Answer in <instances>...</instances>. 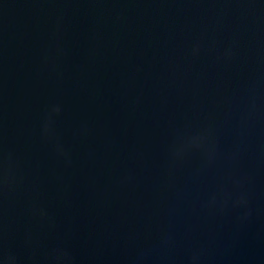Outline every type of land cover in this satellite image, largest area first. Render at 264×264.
<instances>
[{"label": "water", "instance_id": "95a60500", "mask_svg": "<svg viewBox=\"0 0 264 264\" xmlns=\"http://www.w3.org/2000/svg\"><path fill=\"white\" fill-rule=\"evenodd\" d=\"M0 264H264V0H0Z\"/></svg>", "mask_w": 264, "mask_h": 264}]
</instances>
